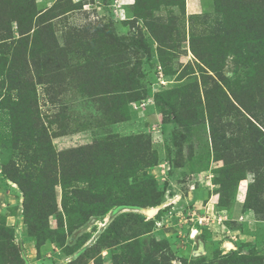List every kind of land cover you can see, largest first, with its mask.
Returning <instances> with one entry per match:
<instances>
[{
  "label": "rangeland",
  "instance_id": "obj_1",
  "mask_svg": "<svg viewBox=\"0 0 264 264\" xmlns=\"http://www.w3.org/2000/svg\"><path fill=\"white\" fill-rule=\"evenodd\" d=\"M211 191L264 222V0H0V264H264Z\"/></svg>",
  "mask_w": 264,
  "mask_h": 264
},
{
  "label": "crops",
  "instance_id": "obj_2",
  "mask_svg": "<svg viewBox=\"0 0 264 264\" xmlns=\"http://www.w3.org/2000/svg\"><path fill=\"white\" fill-rule=\"evenodd\" d=\"M246 184L244 181H240L238 184V204L242 205L245 199V187ZM211 195L208 197L207 202L203 205V212L201 217H211L213 218L215 213L222 212L225 210H217L216 203L218 202V196L215 195L213 191H211ZM198 203H200L198 201ZM196 205H198L196 203ZM227 217L223 222V226H220L217 223L211 224L213 231L211 232V240L214 244L217 245L218 250L221 254H224V250H231L234 248L236 242L240 239L241 234L240 230L237 227L238 225L244 226L249 231V234L245 236L246 241H253L255 239V233L264 228V222L258 220L253 211L245 210L236 216H230L226 211ZM197 217V218H201ZM194 220V219H191ZM237 227V228H236ZM249 239V240H247ZM202 244L205 243L202 239H200ZM205 247V245H204ZM205 250V249H204Z\"/></svg>",
  "mask_w": 264,
  "mask_h": 264
},
{
  "label": "built area",
  "instance_id": "obj_3",
  "mask_svg": "<svg viewBox=\"0 0 264 264\" xmlns=\"http://www.w3.org/2000/svg\"><path fill=\"white\" fill-rule=\"evenodd\" d=\"M215 216L213 218L211 217H201L197 219V223L199 225H211L214 223L219 224L220 226H223V222L225 221L226 217H227V213L226 211H222V212H216L214 214Z\"/></svg>",
  "mask_w": 264,
  "mask_h": 264
},
{
  "label": "bare ground",
  "instance_id": "obj_4",
  "mask_svg": "<svg viewBox=\"0 0 264 264\" xmlns=\"http://www.w3.org/2000/svg\"><path fill=\"white\" fill-rule=\"evenodd\" d=\"M143 211H144V213H146L147 216H151V215H153L156 212L155 209H146V210H143ZM195 233H196L195 231H192V236L196 235Z\"/></svg>",
  "mask_w": 264,
  "mask_h": 264
},
{
  "label": "water",
  "instance_id": "obj_5",
  "mask_svg": "<svg viewBox=\"0 0 264 264\" xmlns=\"http://www.w3.org/2000/svg\"><path fill=\"white\" fill-rule=\"evenodd\" d=\"M126 207H117L115 210L112 211L113 214L117 213L118 211H120L121 209H125Z\"/></svg>",
  "mask_w": 264,
  "mask_h": 264
},
{
  "label": "trees",
  "instance_id": "obj_6",
  "mask_svg": "<svg viewBox=\"0 0 264 264\" xmlns=\"http://www.w3.org/2000/svg\"><path fill=\"white\" fill-rule=\"evenodd\" d=\"M247 201H248V200H247ZM247 201H246V202H247ZM245 206H246V209H247V210H254L253 207H251V206H248V205H245ZM254 214L257 215V214H259V212H256V211H255Z\"/></svg>",
  "mask_w": 264,
  "mask_h": 264
}]
</instances>
